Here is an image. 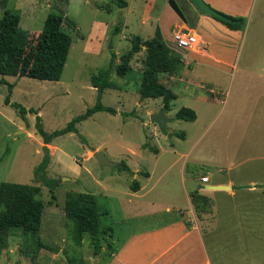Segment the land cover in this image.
<instances>
[{
	"label": "rangeland",
	"instance_id": "374dc122",
	"mask_svg": "<svg viewBox=\"0 0 264 264\" xmlns=\"http://www.w3.org/2000/svg\"><path fill=\"white\" fill-rule=\"evenodd\" d=\"M260 1L257 0V5ZM101 5H111L112 11L107 12L108 9L105 11L104 6L101 9ZM54 7L75 25L72 29V26L64 24L72 39L61 76L58 80L52 81L4 75L8 82L15 84L10 92V101L37 110L45 131L61 128L72 117L95 103L96 90L91 87L90 75L108 68L114 54L108 77L116 86L113 89L104 88L105 92L101 94L100 102L118 111L114 114L96 111L90 115L91 117L76 124L78 134L69 132L50 142V146H47L50 160L46 175L53 180L54 198L51 199L49 187L33 175V167L42 157V141L35 133V115L26 112L22 117L10 103H4V97L8 94L7 85L0 83V181L38 185L40 188L38 196L44 203L37 235L23 233L17 228L12 229L7 234L5 245L0 249V264H66L65 259L58 255L60 251L66 260L67 257L71 260L68 264H74L79 256H83L87 264H100L101 247H107V244L117 245L129 232L162 222L174 215L176 208L187 207L182 194L183 185L178 164L180 156L177 153L192 144L188 158L217 157L221 158L224 164L230 158H233L232 161L244 159L245 164H239L241 168L245 165H256L260 167L258 170H262L263 176L254 175L253 178H264V131L251 132L243 138L230 136L224 120L225 113L220 114L216 120L218 132L215 136L208 133L198 139L196 135L189 145L175 134L187 129L188 124L182 120L170 119L165 128L163 126L160 131L158 130L159 140L163 139L160 138L163 134H167V139L160 140L158 144L165 146L168 152L163 148L157 155L158 158H155L152 148L156 144L148 137L149 130L142 127L139 119L144 116L151 128L149 115L148 117L145 115L143 104L139 107L135 105L143 56L141 59L139 54L134 58L132 62L134 70L128 71L123 77L116 75L113 70L119 62L118 54L130 48V39L135 33L131 26L124 31L126 38L121 37L119 40L116 34L112 35L115 26L121 29L120 23L124 15L123 10L119 9L120 6L113 0H93L92 3L89 0H0V17L4 8L14 10L20 16L21 29L36 31L41 29L45 15L50 10H55ZM131 22L134 26V18ZM245 26L247 27L238 54L240 65L248 57V66H260L264 63L261 55V52H264V12L262 16H258L255 10L247 19ZM34 37L32 34L31 42ZM117 48L119 52H115ZM227 85L225 90H228ZM171 89L176 98L172 100L168 111L170 118L181 106L187 107L190 100L188 93L193 89L200 91L197 85L186 86L185 83L174 85ZM216 92L217 99L224 100L225 92L220 90ZM146 100L147 107L152 106V111L160 110L156 108L161 99L148 98L144 101ZM220 106L222 105L217 101L216 112ZM254 126L258 127L259 124L254 123ZM239 145H242L244 150L241 154H235V157L231 156V149L239 148ZM97 146L111 162L123 161L127 167L138 166L141 171H153L154 175L150 180V183L154 184L153 190L147 197L135 200L142 202L141 212L156 210V214L138 216L134 219L124 217L119 201L110 196L103 186L113 181L111 184H116L117 187L121 184L126 187L132 182L131 170L106 164L99 165L94 157H86L85 152ZM56 148L58 149L55 150ZM131 150L135 155L131 154ZM172 151L176 153L173 154ZM225 151L230 154L227 161ZM53 152L57 161L52 158ZM176 159L178 162L170 166L171 169L160 178L159 174L163 168ZM165 163L168 164L163 165ZM187 164L191 165L189 161ZM240 167L233 168V171L241 169ZM229 173L225 167L220 171H209L210 183L215 178H222ZM237 174L240 176V173ZM183 176L186 178L184 181L186 186L198 177L190 174L186 168ZM240 177L247 180L250 178L249 175ZM137 180H143V175L138 174ZM201 185L198 183L197 188ZM255 187L264 188V185L260 183ZM67 191L94 194L99 209L107 212L101 217V225L110 229L104 235L105 238L100 240V247L94 246L90 234H84L80 242L73 238V223L63 212V201ZM221 193H205L213 202L210 213L198 218L194 212V220L204 233L211 263L264 264V230H258L264 228V211L255 209L253 205L245 202L244 196L241 200L242 194L246 193L245 190H239L237 195L229 200ZM250 196L257 198L259 195L252 193ZM168 199H173L177 205L172 204L170 212L160 211V208L171 201ZM232 201L238 205L236 213L230 209ZM245 214L251 217H241ZM37 239L42 246L37 244ZM96 250L97 253L94 252Z\"/></svg>",
	"mask_w": 264,
	"mask_h": 264
},
{
	"label": "crops",
	"instance_id": "0c3cea01",
	"mask_svg": "<svg viewBox=\"0 0 264 264\" xmlns=\"http://www.w3.org/2000/svg\"><path fill=\"white\" fill-rule=\"evenodd\" d=\"M124 1L125 4L119 7V9L123 10L124 14L120 23L121 29H118V27L115 26L113 28L114 31H111L112 35L116 34L119 40L121 37L126 38L124 31L130 29L132 26L135 32L134 36H139L141 39H148L153 36L155 29L158 28L166 45L180 53L182 57V65L176 73H160L158 74V80L170 89L172 86L179 83H185L186 86L197 85L200 89V91H195L193 89L192 92L187 94L190 97L187 107L195 112V118L192 121L178 119L186 122L188 128L181 132H175L176 135L182 137L188 145L196 135L198 139L208 133L215 136L218 132L216 120L220 117V114L223 113H225L224 120L228 126V133L230 136L243 138L251 132L255 133L257 131L263 133L264 63L260 66H248L247 64L249 62L247 57L240 65L238 54L247 27L245 26L246 21L252 14H254L255 10L258 16H262L264 12V0H261L258 5L257 0H203L215 10L222 12L229 17H243L244 25L241 29L230 28L218 18L199 11L194 5H191L192 3H189V0H185L186 2L184 0H174L182 15H179L172 9L167 2L168 0ZM114 2L116 4V1ZM103 6L104 5L100 6L101 9L105 7V11L106 9H108L107 12L112 11L111 5ZM132 18H134V26L131 22ZM69 23L74 24L72 21ZM38 31L40 30H29L28 32L32 33ZM178 31H188L194 34L196 38L195 43L188 48L177 47L172 40V34ZM118 32L120 33L119 36L117 35ZM107 35L108 34H106V36ZM115 52H119V48H117ZM123 52L124 51H122V53ZM139 54H141L142 59V56L144 57V46L141 47L139 52L133 54L129 62L131 71L134 70L132 62ZM261 55L264 58V52H261ZM226 84H228V90H225ZM114 87H111V89ZM216 90L225 92L226 96L224 100L217 99L218 93ZM104 92L105 89L102 93L104 94ZM145 99L140 100L137 93L135 105L139 107L143 104V108L146 112L145 115L148 117V115L155 113V111H152V106L147 107L148 101H144ZM217 101L222 106H220L219 110L216 112L215 106ZM161 107L162 103L160 102L156 110ZM115 110L117 113L118 110ZM169 110L165 109L164 112L165 116L168 118L164 123V128L170 119H176L174 118L175 113L170 118L168 115ZM139 119L142 123V127L146 129L148 128V137L150 139L152 138L156 144V146H152V152L157 159V155L160 154L163 148L167 150L165 146H160L158 144L160 140L167 139V134H163V136L160 137L163 139L159 140L158 130L160 131L161 129L155 123H152V127L150 128L147 125L144 116L139 117ZM254 123H258L259 126H254ZM260 129L263 130L258 131ZM52 141L54 142V139ZM168 145L171 146L172 143H169ZM192 145L177 153L180 156V162L178 164L180 179L183 185L182 194L185 198V204L187 207L176 208L175 214L162 222L129 232V234L123 240L118 242L117 245L110 246L108 244L107 247H101L99 249L100 264H212L204 233L200 229L196 220H194L195 215L189 199V192L196 189L198 183L202 184L198 188L200 193L205 194L207 192H213L219 194V192H222V196L226 197L227 200L233 199L239 190H245L246 193L242 194L241 200L244 196L245 202L253 205L255 209L264 211V188L255 187L256 184L260 183L264 185V178H253L254 175L263 176V174H261L262 170H258L260 167L256 165H245L241 168L239 164L244 165V159L232 161L233 158H228L230 157L228 151L224 152L226 157L225 161L229 159L226 164L222 162L221 158L219 159L217 157L216 159L209 156H202L201 159L197 157L188 158L191 153ZM47 146H50V143L47 144ZM57 149L58 148L55 150ZM99 149L100 147L97 146L91 151H86V157H93L92 153ZM243 150L244 147L239 145V148L235 147L234 149H231V156L235 157V154H241ZM130 152L135 155L133 150ZM172 153L175 154L176 152L172 151ZM52 158L57 161L55 152L52 153ZM187 161H189V164L191 165H202L205 167L207 171L204 175L208 177V181L202 183L200 177L203 175H201L195 177L193 179L194 182L189 183V185L186 186L184 184L186 178H184L183 173ZM177 162L178 160L176 159L172 164H163L168 165L163 168L159 177L162 178L168 170L171 169L170 166H174L173 164H176ZM115 166H117V164ZM128 167L131 170L132 175V182H130V184L128 183L126 187L121 184L119 188L116 184H111L112 181L104 185L103 188L110 193V196H113L119 201L120 210L127 219L156 214V210L141 212L140 209L142 208V202L135 200L136 198L142 199L147 197L153 190L154 184L150 183V180L154 175L153 171H141L138 166ZM223 167L229 170L230 173L222 178H215L210 183L208 172L213 170L220 171L223 170ZM235 167H240L241 169L234 172L233 168ZM237 173H240V176L244 175L245 177L246 175H249L250 178L247 180L246 178L238 176ZM138 174L143 175V180H137ZM134 181L138 183L136 190H132L130 187ZM208 185H227L229 188L208 189ZM252 193L259 196L257 198H255V196H250ZM168 200L171 201H168L163 208H160V211L170 212L171 205H177L175 204L176 201H172L173 199ZM237 207V203L232 201L230 207L231 211L236 213ZM241 217H251V215L245 214L241 215ZM261 229L264 230V228L258 230Z\"/></svg>",
	"mask_w": 264,
	"mask_h": 264
},
{
	"label": "trees",
	"instance_id": "16d2710c",
	"mask_svg": "<svg viewBox=\"0 0 264 264\" xmlns=\"http://www.w3.org/2000/svg\"><path fill=\"white\" fill-rule=\"evenodd\" d=\"M118 6L125 4L124 0H114ZM235 22L222 21L225 25L234 29H241L244 25L243 17H233ZM20 16L18 12L4 8L0 17V83L7 85L8 94L4 97V103H10L20 116L26 112L35 115V133L42 141V157L33 167V175L43 184L49 187L51 199L53 180L46 175V168L50 160V153L47 144L54 138L68 132L77 133L76 124L96 111H106L114 114L116 110L110 106H105L100 102L104 88L114 87L108 77L110 68L112 69L113 58L109 62V67L90 75V84L96 90L95 103L87 107L84 112L72 117L63 127L51 131H45L41 124L38 111L34 108H25L16 102L10 101V92L13 87L12 82H8L3 76L29 77L38 80L56 81L60 78L68 50L71 44V34L64 28L75 27L74 24L64 20L61 11L50 10L44 20L40 31L29 33L19 27ZM34 40L31 42V35ZM144 46L143 68L140 75L137 93L140 100L145 98H160L162 107L166 110L170 108V102L176 97L174 92L165 84L158 80V74L176 73L182 65L181 54L171 49L163 41L160 30L155 29L152 37L141 39L133 36L131 46L119 56V62L113 67L116 75L123 77L131 70L129 62L134 53L139 52ZM174 118L192 121L195 112L186 106L178 108ZM117 167L129 170L127 165L120 161ZM185 168L194 176H201L207 171L205 167L186 164ZM130 171V170H129ZM199 172V174H198ZM132 190H136L138 183L134 181L130 185ZM40 188L38 185L0 181V249L6 243L7 234L12 229H20L23 233H30L36 236L41 222L44 208L43 201L39 198ZM190 203L195 215L202 218L203 214L212 211L213 202L209 196L202 194L198 188L189 192ZM63 212L65 217L72 221L73 238L80 242L84 234H90L94 246L100 247V240L105 238L109 227H102L101 217L106 211H101L97 204L96 196L90 192L67 191L63 201ZM39 246H42L38 239ZM99 244V245H98ZM108 246V244H107ZM98 250L94 251L97 253ZM71 263L67 257L66 264ZM74 264H86L83 256H79Z\"/></svg>",
	"mask_w": 264,
	"mask_h": 264
},
{
	"label": "water",
	"instance_id": "95a60500",
	"mask_svg": "<svg viewBox=\"0 0 264 264\" xmlns=\"http://www.w3.org/2000/svg\"><path fill=\"white\" fill-rule=\"evenodd\" d=\"M89 1L91 3L93 2V0H89ZM189 1L199 11H201L207 15L213 16V17L218 18L222 21H231V22L236 21V20L232 19L231 17L227 16L226 14L215 10L214 8H212L209 4H207L203 0H189ZM167 2L176 13H178L179 15H182L177 3L174 0H168ZM54 8H55V11H58V9L56 7H54ZM64 20L69 21L66 16H64ZM121 53L118 54V57L121 55ZM164 112H165V108L161 107L158 112L151 113L149 115V121L151 123H155L159 128H162L164 126V123L168 120V118L165 116ZM92 156L97 160L99 165L106 164L109 166H115L117 164V163L111 162L108 159H106V157L103 155V153L100 150L94 151L92 153ZM207 188L208 189H228L229 187L227 185H208ZM58 255L61 256L62 258H64L65 261H67L62 251H60Z\"/></svg>",
	"mask_w": 264,
	"mask_h": 264
},
{
	"label": "built area",
	"instance_id": "2783aa9c",
	"mask_svg": "<svg viewBox=\"0 0 264 264\" xmlns=\"http://www.w3.org/2000/svg\"><path fill=\"white\" fill-rule=\"evenodd\" d=\"M172 40L174 41L175 45L177 47L180 48H188L190 47L192 44L195 43L196 38L195 35L185 31H178L172 34ZM200 181L203 182H207L208 181V177L206 175H203L200 177Z\"/></svg>",
	"mask_w": 264,
	"mask_h": 264
}]
</instances>
